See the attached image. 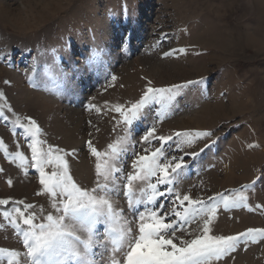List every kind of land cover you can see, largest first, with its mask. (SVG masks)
I'll list each match as a JSON object with an SVG mask.
<instances>
[{"label":"rangeland","instance_id":"rangeland-1","mask_svg":"<svg viewBox=\"0 0 264 264\" xmlns=\"http://www.w3.org/2000/svg\"><path fill=\"white\" fill-rule=\"evenodd\" d=\"M93 52L99 55L89 64ZM201 77L204 84L183 89L163 117L158 105L145 109L133 129L134 151L147 147L140 136L154 122L156 135L212 131L182 151L170 143L166 155L184 156L188 164L175 189L193 199L234 190L247 196V207L218 208L211 234L264 228V0H0V199L12 203L0 213L12 212L20 201L35 205L37 213L43 208V215L55 212L50 197L37 194L31 140L17 121L35 120L45 149H75L65 157L70 174L91 189L96 158L88 141L103 152L123 135L124 125H117L110 107L134 103L149 81L159 88ZM191 152L199 155H185ZM133 158H125V172ZM114 199L129 221L136 219L122 195ZM162 199L170 205L168 197ZM0 223V248L20 251L23 264L21 238L2 215ZM200 223L187 228L198 234ZM98 229L103 239V226ZM7 261L0 254V264ZM212 264H264V237L241 239Z\"/></svg>","mask_w":264,"mask_h":264},{"label":"snow or ice","instance_id":"snow-or-ice-1","mask_svg":"<svg viewBox=\"0 0 264 264\" xmlns=\"http://www.w3.org/2000/svg\"><path fill=\"white\" fill-rule=\"evenodd\" d=\"M170 54L164 53L165 56ZM98 55L93 52L87 62L94 63ZM115 79L113 76L112 80ZM204 82L205 78L201 77L157 88L149 81L134 103L112 105L109 110L118 114V118L113 119L117 125H124L123 135L117 136L103 152L88 141V149L96 158L95 186L91 189L82 188L70 174L65 157L75 154V149L71 153L61 149L54 152L51 146L45 149L35 120L27 117V124L16 122L31 140V167L38 171L41 185V192L37 194L49 196L50 206L55 210L43 215V208L37 213L35 205L20 201L23 208L0 213L21 238L23 264H212L234 251L241 239L255 242L258 237H264V228H248L235 235L211 234L219 207L226 210L247 207V196L242 191L193 199L188 193L181 195L174 187L188 164L184 156L166 155L170 143L174 142L176 149L182 151L183 145L212 137V131L156 135L154 122L140 136L139 143L147 147H143L142 152L134 151L137 141L133 140V129L144 117L145 109L158 105L157 114L163 117L183 89ZM88 108L95 106L89 104ZM96 111L101 109L96 108ZM154 142L159 146L153 147ZM215 143L216 140H210L200 151ZM189 154L193 158L199 155L185 153ZM129 155L134 157L131 171L125 172V158ZM15 158L25 167L23 153L17 152ZM49 165L53 171L46 172ZM255 183L254 180L245 184L242 189L251 188ZM120 195L127 201L128 211L136 216L133 221L127 219L124 209L117 207L114 196ZM164 197H168L170 205L162 199ZM8 203L0 199V205ZM140 206L144 211H140ZM198 220L202 223L198 224V234L193 235L187 226ZM98 226H103V239ZM3 227L5 225L0 223V228ZM4 253L8 256L7 264H21L20 251L0 248V254Z\"/></svg>","mask_w":264,"mask_h":264},{"label":"trees","instance_id":"trees-1","mask_svg":"<svg viewBox=\"0 0 264 264\" xmlns=\"http://www.w3.org/2000/svg\"><path fill=\"white\" fill-rule=\"evenodd\" d=\"M12 203H8L7 205H0V210H7ZM19 207H21L19 204H17Z\"/></svg>","mask_w":264,"mask_h":264}]
</instances>
